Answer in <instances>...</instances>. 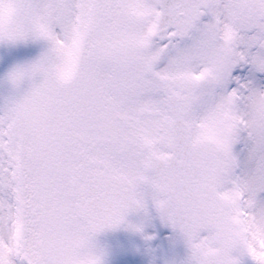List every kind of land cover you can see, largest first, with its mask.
<instances>
[{
  "label": "snow or ice",
  "instance_id": "1",
  "mask_svg": "<svg viewBox=\"0 0 264 264\" xmlns=\"http://www.w3.org/2000/svg\"><path fill=\"white\" fill-rule=\"evenodd\" d=\"M148 212L181 264H264V0H0V264Z\"/></svg>",
  "mask_w": 264,
  "mask_h": 264
},
{
  "label": "clouds",
  "instance_id": "2",
  "mask_svg": "<svg viewBox=\"0 0 264 264\" xmlns=\"http://www.w3.org/2000/svg\"><path fill=\"white\" fill-rule=\"evenodd\" d=\"M200 243H204V241H200ZM208 243H211V241H209Z\"/></svg>",
  "mask_w": 264,
  "mask_h": 264
}]
</instances>
